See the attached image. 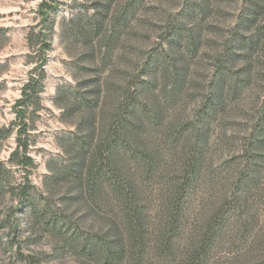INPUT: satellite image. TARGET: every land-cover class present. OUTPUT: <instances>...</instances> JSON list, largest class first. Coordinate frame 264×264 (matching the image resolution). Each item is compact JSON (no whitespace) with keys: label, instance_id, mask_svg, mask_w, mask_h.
Instances as JSON below:
<instances>
[{"label":"rangeland","instance_id":"1","mask_svg":"<svg viewBox=\"0 0 264 264\" xmlns=\"http://www.w3.org/2000/svg\"><path fill=\"white\" fill-rule=\"evenodd\" d=\"M40 1L0 0V129L13 131L0 141L4 166L16 147L21 88L45 61L40 106L26 112L34 204L11 192L25 174L13 166L11 186L0 187V264H87L83 237L107 242L119 233L109 188L78 184L71 169L78 154L87 164L115 114L131 105L151 118L129 143L160 164L149 177L143 159L139 167L121 151L113 160L146 206V259L124 264H177L179 254L154 249L169 191L177 189L172 178L189 158L201 167L185 195L176 248L191 246L217 219L207 264H264V9L252 15L253 0H142L129 13L132 0H118L93 32L82 0H60L65 7L52 14L51 30L40 22ZM73 4L75 14L67 7ZM173 28L180 36L169 45ZM40 31L49 45L42 53ZM84 97L94 105L86 108ZM73 230L81 237L74 244Z\"/></svg>","mask_w":264,"mask_h":264},{"label":"trees","instance_id":"2","mask_svg":"<svg viewBox=\"0 0 264 264\" xmlns=\"http://www.w3.org/2000/svg\"><path fill=\"white\" fill-rule=\"evenodd\" d=\"M117 1L118 0H82L79 7H81L84 12H91L89 27L93 32L97 31L103 18L112 15ZM141 1L142 0H132L127 8H125V11L129 13L135 12ZM251 3L254 7V10L252 9V15H256L264 9V0H253ZM60 6L65 7L60 0L40 1L38 12L41 17L40 22L42 26L48 28V30L52 29V14L55 15L59 11ZM67 7L70 9L71 14H75L74 8L76 7H74V4L68 5ZM191 9L192 11H201L200 7H192ZM38 33L37 37L41 43L40 49H42L40 53H42L44 52L43 50L49 48V45L43 40L45 35H43L41 31ZM179 36L180 34L176 28H173L172 32L167 36V40L169 41L168 44L174 45V42L177 41ZM44 62V59H42L40 71L36 73L34 77L30 76L29 81L21 88L22 98L17 101L15 109V114H17L16 118L19 123L18 129L15 130L16 147L10 155L8 166H4L2 163L0 164V187L3 185L8 187L11 186L8 179L11 175L10 173H12L11 169L13 166H21L22 170L25 171L21 181L14 183L15 185L10 187V190L13 193L15 192V196L19 203H24L29 207H33L34 204L30 194L34 187L29 181L30 171L34 168V165L28 149V130L30 129V125L26 118V112L29 106H32L31 114H35V111L40 106L39 94L43 89V81L45 79L42 69ZM170 85H172L171 89L174 90L175 85ZM90 95L94 97V94L90 93ZM92 97L82 98L86 108L94 105ZM143 111L146 112L145 109H143ZM119 113H122V115H118ZM138 115V111L134 109L132 105L129 107L124 106L122 111L118 110L112 123L106 127V131H104L105 136L103 141L95 145L94 152L89 161H87V164L85 162L87 160L86 156L78 154L76 155L77 162L71 169L77 176L75 182L78 184H82V180L87 181V185L91 190H100L101 187H108L113 201L118 205L120 210L121 229L119 233H115L113 238H109L106 242L101 236L91 235L83 237L81 240L80 253H82L83 260L87 264H124L128 260H133L136 263L142 261L144 258L146 259L148 252L145 251L148 245L147 218L145 216L146 206L139 202V190L132 183L130 176L128 177L127 173H122V171L117 169V166L113 164V160L117 158L118 154L122 151L127 155L128 159L134 161L139 167H141L138 164L140 159L147 161V164H144L142 167L144 170L146 168L144 173L145 176L150 177L153 173L151 166L158 165L159 160L157 158L150 157L148 154L143 153L142 150L140 151L133 143H129L131 137H138L141 135L143 130L142 126H144L147 121L149 124V119L151 118L149 111L144 113V115L142 113ZM115 120H117V126L112 125ZM90 133L87 136L88 139L91 136ZM11 134H13L12 129L1 128L0 141L5 140ZM82 144L86 143H79L80 151L86 148L83 147ZM254 151H256V149H254ZM257 158H259V156ZM194 159L189 158L188 161H186V165L183 169L184 173H182L179 178L174 180L176 176L173 178L171 177L172 182L178 181L177 189L175 187L172 192L169 191L170 196L168 195L169 202L167 204L170 208L167 209V214H165L166 217H164L159 224V234L161 237L157 238V241L160 240L158 242L159 245L157 244L158 248L154 249L157 254L167 258L175 257L179 254L177 264H207L214 241L217 237L216 231L218 230V221L216 219V221H213V223L210 222L206 226L204 233L188 248L186 247L180 250V245L178 248H176L177 245H175V242L180 237L178 231L183 222L182 214L185 207V195L189 190H192L195 181L193 179L198 175L197 173L201 167ZM253 165L256 166L257 161H254ZM249 169L252 171V166ZM84 172L85 177L81 179L80 175ZM102 176H104V178H102ZM50 224L55 228L56 223ZM77 234V231L73 230L68 241L74 244V242L80 240L81 237Z\"/></svg>","mask_w":264,"mask_h":264}]
</instances>
